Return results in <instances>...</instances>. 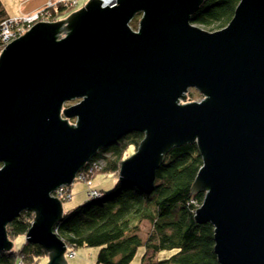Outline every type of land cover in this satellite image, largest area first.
<instances>
[{"label": "water", "instance_id": "95a60500", "mask_svg": "<svg viewBox=\"0 0 264 264\" xmlns=\"http://www.w3.org/2000/svg\"><path fill=\"white\" fill-rule=\"evenodd\" d=\"M203 2L90 0L4 48L0 251L12 249L6 225L29 211L25 241L48 264H67L52 231L62 204L51 194L100 149L140 133L118 181L149 195L163 156L195 143L203 162L192 192L204 193L195 222L213 226L219 264H264V0H240L215 32L190 23ZM190 89L203 100L180 104Z\"/></svg>", "mask_w": 264, "mask_h": 264}, {"label": "trees", "instance_id": "16d2710c", "mask_svg": "<svg viewBox=\"0 0 264 264\" xmlns=\"http://www.w3.org/2000/svg\"><path fill=\"white\" fill-rule=\"evenodd\" d=\"M239 2L204 0L191 15L190 23L209 31L221 30L232 19ZM67 10L61 5L51 8V21H58ZM3 15L0 9V20ZM187 100H191L189 96ZM79 101L73 100L68 105ZM143 137V134L131 133L114 145L100 149L81 171L102 162L100 172L118 177L124 152L130 146L137 151ZM202 162L195 143L174 146L163 156L155 172L151 194H143L117 181L111 191H99L98 197L87 198L81 205L63 212L52 231L65 244L66 252L98 248L96 264H129L140 247L145 250L141 264H219L214 253L213 226L199 225L194 220L204 199V193L192 192ZM33 216V212L25 211L6 225L8 240L25 236ZM143 229L147 230L144 236ZM162 251L172 253L160 258ZM45 256L48 254L41 246L25 241L18 250L12 247L10 251H0V264H16V259L20 264H36Z\"/></svg>", "mask_w": 264, "mask_h": 264}, {"label": "rangeland", "instance_id": "374dc122", "mask_svg": "<svg viewBox=\"0 0 264 264\" xmlns=\"http://www.w3.org/2000/svg\"><path fill=\"white\" fill-rule=\"evenodd\" d=\"M7 8L9 10L13 9L14 7L18 6L20 2H22V0H4ZM43 1H45V4L42 6V8H40L39 10L35 11L32 14L29 15H20V16H15V17H21V18H27V17H33L34 14H37L39 11L42 12L41 15L38 17V19L34 20L31 23V26L37 24V23H53L51 21V17H49V13H51V11H49L51 8L55 9L56 7H58V0H32L30 2V4H28V6L30 7H40L41 4L43 3ZM90 0H77L76 4H72L68 10L66 12L61 13V15L59 16L58 21H63L65 19H67L71 14L77 12L78 10H80L81 8H83ZM47 9L46 13L45 11L43 12V9ZM48 14V15H47ZM11 17H4L2 20L4 19H10ZM14 18V17H13ZM141 19V14L134 16V18L131 20L132 22L129 23V27L133 32H137L138 31V26H139V21ZM1 21V20H0ZM56 21V22H58ZM137 23H136V22ZM55 22V21H54ZM135 22V23H134ZM136 25V27H135ZM195 27H198L204 31L207 32H215V31H209L207 29H204L200 26L194 25ZM21 28V27H20ZM31 27H29L28 29L23 28L22 30H20L21 35L23 36V34H25ZM16 39V38H15ZM13 39V41L15 40ZM12 42V41H11ZM10 42V43H11ZM9 43V44H10ZM4 49V46L0 49V55L2 53ZM188 96L191 100H187ZM203 100V96H201L196 90L194 89H190L188 90V92L186 93V100L185 101H181L180 104H187V103H199ZM68 104L70 103H66L65 104V109L69 106ZM72 104V103H71ZM68 105V106H67ZM74 104H72L71 106H73ZM70 107V106H69ZM70 125H75L76 120L72 119L68 121ZM135 149L130 146L123 154V160L129 158L130 156H132L135 153ZM102 165V164H101ZM100 165V167H101ZM103 167V165H102ZM101 170V168H100ZM96 171L94 172V175H92L89 178V182L91 183V186H87V182L86 179L85 181L83 180H77L74 181L68 188L69 191H66L65 196H63L61 199H59V201L62 204V209L64 211H68L70 209H73L79 205H81L82 203H84L88 196H87V192L89 190V188L94 189L95 191H101V192H109L111 191V189L115 186L116 182L118 181V177L115 176L112 173H107V172H100ZM99 172V173H98ZM60 198V197H59ZM33 216V220H34ZM33 222V221H32ZM147 230L143 229L142 230V234L143 236L145 235V232ZM12 242V247L14 250H18L22 244L25 242V236L24 235H20L18 237H16L14 240H11ZM70 252H65V259L67 264H96V256L98 253V248H82V249H78L76 250L74 253L75 256L73 257H69ZM145 250L143 247H140L137 250V253L135 255V257L133 258V260L129 263V264H141V258L144 254ZM172 252L170 251H162L161 253H159V257L163 258L164 256L170 255ZM49 262V256H45L43 258L40 259V261H37L36 264H48ZM16 264H20L19 260L16 259Z\"/></svg>", "mask_w": 264, "mask_h": 264}, {"label": "built area", "instance_id": "2783aa9c", "mask_svg": "<svg viewBox=\"0 0 264 264\" xmlns=\"http://www.w3.org/2000/svg\"><path fill=\"white\" fill-rule=\"evenodd\" d=\"M77 0H58V4L64 7L69 8L72 4H76ZM109 5V4H108ZM108 5H104L102 3V7H106ZM43 12L45 11L47 12V9H43ZM42 12H38L37 14H34L33 17H27V18H21V17H11L10 19H4L0 21V49L4 46V48L11 42L13 41V39H17L19 37H21V33L20 30H22L23 28L28 29L31 26V23L38 19V17L41 15ZM48 15V14H47ZM21 27V28H20ZM24 35V34H23ZM4 50V49H3ZM102 162L99 163H94L91 166L87 167L84 171L79 172L76 176H75V180H83L87 182V186H91V183L89 182V178L94 175V172L99 171L100 168H102ZM101 165V167H100ZM66 191H69V188L67 186H60L59 188H57L52 194L51 196L53 198H56L57 200L61 199L63 196V194L66 193ZM100 194L98 191H95L94 189L89 188L88 192H87V196L88 198H95L98 197ZM60 197V198H59ZM74 253L71 252L69 254V257H73Z\"/></svg>", "mask_w": 264, "mask_h": 264}, {"label": "crops", "instance_id": "0c3cea01", "mask_svg": "<svg viewBox=\"0 0 264 264\" xmlns=\"http://www.w3.org/2000/svg\"><path fill=\"white\" fill-rule=\"evenodd\" d=\"M32 0H22V2L19 3L18 6L14 7L13 9L9 10L7 8V5L4 0H0V9L4 12V17H15L20 15H29L34 13L35 11L42 8V6L45 4V1L41 4L40 7H30L28 4H30ZM63 212H65L63 210ZM75 254V253H74ZM75 256V255H74ZM83 264V263H82Z\"/></svg>", "mask_w": 264, "mask_h": 264}, {"label": "bare ground", "instance_id": "6f19581e", "mask_svg": "<svg viewBox=\"0 0 264 264\" xmlns=\"http://www.w3.org/2000/svg\"><path fill=\"white\" fill-rule=\"evenodd\" d=\"M111 3V1H105V2H103V4L104 5H108V4H110ZM67 8V7H66Z\"/></svg>", "mask_w": 264, "mask_h": 264}]
</instances>
